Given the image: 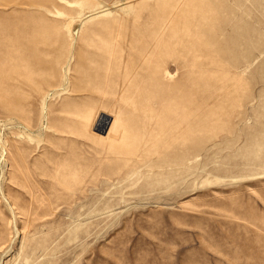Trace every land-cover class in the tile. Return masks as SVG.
<instances>
[{
	"label": "rangeland",
	"instance_id": "1",
	"mask_svg": "<svg viewBox=\"0 0 264 264\" xmlns=\"http://www.w3.org/2000/svg\"><path fill=\"white\" fill-rule=\"evenodd\" d=\"M0 264H264V0H0Z\"/></svg>",
	"mask_w": 264,
	"mask_h": 264
}]
</instances>
